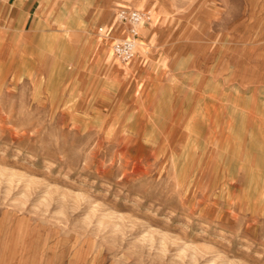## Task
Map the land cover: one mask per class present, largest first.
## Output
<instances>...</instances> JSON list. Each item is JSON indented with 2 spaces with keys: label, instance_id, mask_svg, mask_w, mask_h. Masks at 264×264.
I'll return each instance as SVG.
<instances>
[{
  "label": "rangeland",
  "instance_id": "374dc122",
  "mask_svg": "<svg viewBox=\"0 0 264 264\" xmlns=\"http://www.w3.org/2000/svg\"><path fill=\"white\" fill-rule=\"evenodd\" d=\"M95 1L152 13L146 56L105 66ZM73 4L67 56L36 13L0 56V264H264V0Z\"/></svg>",
  "mask_w": 264,
  "mask_h": 264
},
{
  "label": "crops",
  "instance_id": "0c3cea01",
  "mask_svg": "<svg viewBox=\"0 0 264 264\" xmlns=\"http://www.w3.org/2000/svg\"><path fill=\"white\" fill-rule=\"evenodd\" d=\"M73 1H69V0H63V1L62 0H0V56L1 55L2 56H10L12 51H14L15 53H18V52H21L22 49H24L23 47L21 48L22 45L26 44V43H24L26 40L24 41L23 39L32 36V33L29 36L28 33H26V32L28 30V27H29V29L31 27V26H29V24L31 25V17H32L33 13L37 14L38 21H36L35 24L33 25V27H31L32 29H45L48 31L50 29V30L56 31V33H57L56 37L50 38L52 40L55 39V42L52 44V45H55V48H53L50 51V53H48L50 50L49 45H51V43L50 44L47 43L48 41H46L45 43L42 42L41 44L43 45V47L41 49L43 51L45 50V52L42 53L41 49H39V51H41V52L38 53V56H46L45 54H48L51 56H52V54H54V56H67L65 54L66 52H65V48H64V37H65L64 35L65 34H69V33L73 34L74 32L79 33L80 30L83 28L82 26L85 27L86 31H88V30L93 31L95 29V23H91V22L89 23V21L86 19H84V20L82 19V22L78 21L79 15L77 16L76 13L79 12L77 10L78 9L77 7L79 5L75 6V8H74ZM44 4L48 5V7H49V12L51 13L50 17H44V16L42 17L39 13L41 7ZM90 4H91L90 6L92 8L89 9L88 11L94 12V13H101V14L106 13L105 16H101L102 19H105V20H109L107 17H110V15H107V12L110 11L109 10L110 8L113 9V13L115 12L116 7L120 9L119 12L121 10H130L127 5H123V6L118 5L117 6V4L116 3L113 4L112 1H107V3L100 4V5H99L98 1H95V2H93V4L92 3H90ZM133 10H138V9H133ZM64 11L67 12V17H64L61 15V14H63ZM119 12H118V14H119ZM117 18H118V16H117ZM17 21H18V23H17ZM54 21H56V22H54ZM109 23H111V21H108V24ZM151 26H152V24H151ZM151 26H149V27L146 26L141 31V35L139 38V44L141 45V47H143L147 41L146 36H145V32L147 30H149ZM123 28L124 27H122V29ZM123 30L126 31V28H124ZM19 31H21V32H19ZM86 31H85V33H87ZM124 34H125V32H124ZM87 35H88V33H87ZM87 37L90 38L89 35ZM125 37H127V35L126 36L124 35L122 38H125ZM29 40H30V42H29L30 48H32V45L33 44L35 45L34 37L33 36L30 37ZM29 43H27V44H29ZM1 46H2V48H1ZM112 47H113V45H112ZM33 53H36V55H37L36 50ZM137 56H139L138 53H137L136 57Z\"/></svg>",
  "mask_w": 264,
  "mask_h": 264
},
{
  "label": "built area",
  "instance_id": "2783aa9c",
  "mask_svg": "<svg viewBox=\"0 0 264 264\" xmlns=\"http://www.w3.org/2000/svg\"><path fill=\"white\" fill-rule=\"evenodd\" d=\"M152 19L150 11L121 10L119 12V23L127 31V37L118 39L113 45V54L120 62L126 64L136 57L141 31Z\"/></svg>",
  "mask_w": 264,
  "mask_h": 264
},
{
  "label": "bare ground",
  "instance_id": "6f19581e",
  "mask_svg": "<svg viewBox=\"0 0 264 264\" xmlns=\"http://www.w3.org/2000/svg\"><path fill=\"white\" fill-rule=\"evenodd\" d=\"M63 1V0H62ZM17 2V1H16ZM57 2V1H56ZM156 6H155V11H156V13H158L159 15H161L160 16V19H161V21L159 20V24H161V25H164V22H165V20L168 18V11L166 10V6L165 5H162V4H160V3H157V4H155ZM40 15L43 17H50L51 16V13L49 12V7H48V5H43L42 7H41V9H40ZM170 14V13H169ZM62 16H64V17H67V12L66 11H64L63 12V14H61ZM29 16V15H28ZM37 16V15H36ZM28 20V19H27ZM44 20V19H43ZM46 20V19H45ZM38 21V20H37ZM46 22V21H45ZM54 22H56V21H54ZM17 23H18V21H17ZM47 23V22H46ZM35 24V23H34ZM50 25V24H49ZM79 25V24H78ZM113 25H115V27H117V28H119L120 30L122 29V25L119 23V20H114V22H113ZM160 25V26H161ZM48 26V25H47ZM23 27V26H22ZM16 29V28H15ZM124 29V28H123ZM50 30V29H49ZM19 32H21V31H19ZM14 33V32H13ZM75 33V32H74ZM146 33V32H145ZM25 35V34H24ZM64 35V34H63ZM68 36V35H67ZM12 37V36H11ZM25 39V38H24ZM5 41V40H4ZM9 41V40H8ZM19 41V40H18ZM14 42V41H13ZM26 42V41H25ZM24 42V43H25ZM1 48H2V46H1ZM36 48V47H35ZM142 49H143V56H146L147 55V47H145V46H143L142 47ZM10 50V49H9ZM34 52V51H33ZM31 53V52H30ZM26 54V53H25ZM23 55V54H22ZM2 56V55H1ZM1 59V58H0ZM20 59V58H19ZM116 57L114 56V54H113V51L111 50V49H109V48H107V50L105 51V66L106 67H111L114 63H115V61H116ZM30 60H32V59H30ZM118 60V59H117ZM8 61V60H7ZM119 61V60H118ZM7 63V62H6ZM130 63V62H129ZM28 64V63H27ZM128 64V63H127ZM1 65V64H0ZM3 65V64H2ZM6 65V64H5ZM109 67V68H110ZM4 69V68H3ZM6 69V68H5ZM29 70V69H28ZM1 71V70H0ZM2 77V76H1ZM2 80V79H1ZM18 86V85H17ZM107 86V85H106ZM105 96V95H104ZM81 97V96H80ZM98 97V96H97ZM95 98V97H94ZM102 101V100H101ZM94 102V101H93ZM103 102V101H102ZM86 108V107H85ZM100 108H102V107H100ZM109 134V133H108ZM118 135V134H117ZM115 138V137H114ZM111 140V139H110Z\"/></svg>",
  "mask_w": 264,
  "mask_h": 264
}]
</instances>
